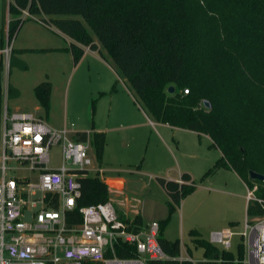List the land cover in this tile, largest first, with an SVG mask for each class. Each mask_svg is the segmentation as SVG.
Segmentation results:
<instances>
[{
  "label": "trees",
  "instance_id": "1",
  "mask_svg": "<svg viewBox=\"0 0 264 264\" xmlns=\"http://www.w3.org/2000/svg\"><path fill=\"white\" fill-rule=\"evenodd\" d=\"M23 10L70 39L75 64L84 47L98 49L95 37L145 111L158 123L207 135L210 146L220 152L209 171L230 169L246 186H256V199L247 202L246 215H264V182L249 178L250 171L264 175V0H12L8 4L9 13ZM19 26L20 19L9 23V38ZM98 53L105 59L101 50ZM115 89L116 84L111 91ZM51 90L48 78L33 88L44 115L50 110ZM2 110L0 88V130ZM85 134L79 133V138L85 139ZM91 143L100 161L105 132H92ZM77 180L81 196L65 215L68 226L81 223L80 207L109 201L105 182L80 172ZM158 180L169 197V211L195 190L187 172L174 180ZM120 217L131 220L135 230L144 224L140 214ZM167 221L159 222L158 241L168 258L150 259L148 264H244L241 244L235 256L195 229L189 234L195 247L203 249L204 259L179 261L180 241L163 237ZM115 253L132 257L135 248L117 242Z\"/></svg>",
  "mask_w": 264,
  "mask_h": 264
},
{
  "label": "rangeland",
  "instance_id": "2",
  "mask_svg": "<svg viewBox=\"0 0 264 264\" xmlns=\"http://www.w3.org/2000/svg\"><path fill=\"white\" fill-rule=\"evenodd\" d=\"M10 1L0 0V47L6 44L9 23L12 25L17 19H20L19 29L27 21L46 27L36 15L9 13ZM18 31L12 36L8 64H4L0 78L2 95L10 88L20 94L19 102L33 106V86L48 78L52 83L55 117L65 126L74 130H89L93 125L107 127L102 129L107 143L102 167L106 170L104 176L111 177L110 181L121 182L119 189L111 188V194L125 212L140 214L144 224L168 219L163 237L169 241L179 240L181 252L195 261L204 259V255L203 249L193 244L190 230H197L209 241L211 233L231 228L236 233L231 238V246L226 249L219 244L216 246L238 256L241 244L243 263L247 264V239L240 236L248 217L247 186L230 169L209 171L220 157V152L210 146L209 137L156 122L139 104L129 81L109 68L115 70L113 60L95 37L105 59L95 49L85 53L75 64L73 57L70 60L65 54L45 51H30L24 56L16 54L14 48L21 43L36 46L59 41L34 26H26L16 38ZM48 37H52L51 43H42ZM12 57L16 58V65ZM110 74L114 75L112 83L108 81ZM114 84L118 93H114L116 89L111 91ZM119 101L133 103L142 113L131 115L125 107L116 104ZM51 151L50 164L56 167L60 164L59 148L53 147ZM183 172L190 174L195 190L169 211V197L158 178L174 180ZM25 219H29L28 213Z\"/></svg>",
  "mask_w": 264,
  "mask_h": 264
},
{
  "label": "built area",
  "instance_id": "3",
  "mask_svg": "<svg viewBox=\"0 0 264 264\" xmlns=\"http://www.w3.org/2000/svg\"><path fill=\"white\" fill-rule=\"evenodd\" d=\"M22 13L33 17L27 10ZM6 37L0 49L5 66L12 50L9 28ZM91 140L92 133L80 139L73 129L54 127L33 111L3 106L0 264H148L150 259L168 258L158 241L159 222L153 220L135 230L132 221L122 219L110 200L80 207L81 223L67 225L65 215L81 196L78 172L107 181ZM53 147L59 148L60 164L56 167L50 164ZM255 190L256 186H247V202L256 199ZM235 234L225 228L211 233L209 242L226 249ZM240 236L247 239L246 263L264 264V215L246 217ZM117 242L133 246L135 256H117ZM177 259L191 260L181 252V246Z\"/></svg>",
  "mask_w": 264,
  "mask_h": 264
},
{
  "label": "crops",
  "instance_id": "4",
  "mask_svg": "<svg viewBox=\"0 0 264 264\" xmlns=\"http://www.w3.org/2000/svg\"><path fill=\"white\" fill-rule=\"evenodd\" d=\"M13 23H15V21ZM26 26L38 27V28L41 29V31L45 32V34H47V36H55V37H57L59 39V41H58L57 44H40V45H36V46H33L31 44H28V43H23V44L21 43L20 46H17V47L14 48V50L16 51V54H18V55L20 54V56H24L26 52H30L31 51L30 49H35L34 52H39V50L45 49V53L65 54V55L69 56L70 60H72L73 56H72L71 51L69 50V46H70V42L71 41H70V39L68 37H65L64 35H62L58 31H56V32L50 31L49 29H47L46 27H44L43 25H41V24H39L37 22L27 21L26 23L24 22L21 25V27H20L17 35H16V38L18 37L19 33L23 29H25ZM48 38L49 39H47V40L45 39L44 40L45 42H42V43H47V42L51 43L50 38H52V37H48ZM53 43H56V41L53 42ZM2 47L3 46H1L0 49ZM91 50L92 49H90V48L88 50H86V47H84V54L89 52V51H91ZM84 54H83V56H84ZM12 60H13V64L16 65V58L12 57ZM103 61H105V60L103 59ZM2 65H3V67H2ZM0 66H1L0 67V78H1L2 77V71H3V68H4V61H3V58L1 56V54H0ZM109 68L111 70H113L114 74L116 75V71L111 66H109ZM108 81L110 83H112L111 81H114V75L110 74V77H109ZM0 88H1V83H0ZM33 88H34V86H33ZM118 92H119L118 89H116L114 93H118ZM33 95H34V93H33ZM19 96H20V94L18 92L13 93L12 89L8 88L6 93H4V95H2V101L4 102L3 106H7L9 110H30V111H33L35 114H37V115H39L41 117H44L48 121V123L50 125L54 126V127L60 128V127H64L65 126L63 121H61L60 119H57L55 117V113H54V109H53V102H52V95L50 97V110H49L47 115H44V113H43L42 109L40 108L39 103L36 100V98H35L34 105L29 107L27 104L18 101ZM116 104H119L120 108H121L120 105L125 107L126 110L131 113V115L136 114V112L137 113L141 112L140 110H138L136 108V106L133 103L129 104L128 101H119ZM102 129H107V127L104 126V128H101V127H97V126L93 125L92 128L89 129V130H77V129L76 130L73 129V130L78 132V133H81V132L92 133L94 131L100 132V131H102ZM106 150H107V143L105 144L104 151H103L101 160L99 162L101 165L103 164L102 161L105 158ZM105 172H106V170H105ZM106 178H107V181H108L107 182V184H108L107 187H108V191H109V200L112 202V204L114 205L116 210H118L117 212H119L122 216H124L126 218L134 217L136 214L129 215L127 212H125L121 208V205L118 203V201L115 199V197H113V195L111 194V188H118L119 189L121 187V185H122L121 182L119 180L110 181L109 178H111V177H109V176H106ZM209 241H210V239H209ZM193 261H195V260H193Z\"/></svg>",
  "mask_w": 264,
  "mask_h": 264
},
{
  "label": "water",
  "instance_id": "5",
  "mask_svg": "<svg viewBox=\"0 0 264 264\" xmlns=\"http://www.w3.org/2000/svg\"><path fill=\"white\" fill-rule=\"evenodd\" d=\"M169 91L170 92L173 91V87L172 86L169 87ZM204 105L208 107L209 106V102L208 101H205L204 102ZM249 178L251 180H253V181H258V182H261V183L264 182V175L263 174H260V173H257L255 171H250L249 172Z\"/></svg>",
  "mask_w": 264,
  "mask_h": 264
}]
</instances>
